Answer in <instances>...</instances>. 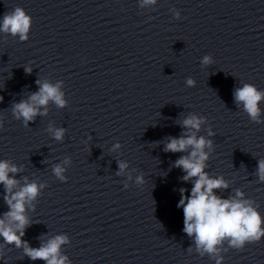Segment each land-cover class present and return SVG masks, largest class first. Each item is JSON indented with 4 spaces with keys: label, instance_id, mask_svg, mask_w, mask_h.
<instances>
[{
    "label": "clouds",
    "instance_id": "clouds-1",
    "mask_svg": "<svg viewBox=\"0 0 264 264\" xmlns=\"http://www.w3.org/2000/svg\"><path fill=\"white\" fill-rule=\"evenodd\" d=\"M145 3H155V0H145ZM31 22V16L23 8L16 7L14 11L4 14L0 23V32L19 35L21 40H26ZM209 60L210 57L205 56L203 63L207 64ZM25 71L30 73L32 69L26 68ZM36 83L39 85V91L13 106L17 119L23 118L26 126L41 114L40 107L46 106L49 101H53L59 107L65 104L60 84L41 83L40 80ZM187 84L192 86L194 81L189 78ZM262 99L264 92L257 90L253 85L246 84L235 91L236 102L244 105L245 111L253 120H257L260 115L258 105ZM202 122V118L195 115L185 118L182 127L186 131L179 138L169 137L164 145L165 152H188L187 155L177 159L174 166L186 173L182 178L184 181L195 178L190 195L186 194L187 189H180L181 198L177 207L183 208V230L188 236H194L198 249L202 248L207 253H214L216 246L225 239L229 240L231 246L242 249L246 243L258 242L264 238V219L249 201L242 198H221L214 192L216 189L227 188L228 184L222 177L212 178L205 171V161L208 159L205 149L211 148L212 141L197 136ZM54 136L57 140H61L64 129H56ZM126 167L125 163L119 164L121 171ZM63 171L60 166L54 168L55 174L61 179H64ZM16 172L18 169L15 166L7 161H0V184L5 186L4 199L9 207L4 218L0 219V237L8 244L23 247L25 254L31 260H44L46 264H66L67 257L60 254L61 245L67 242L66 236L58 235L51 238L39 248H31L22 240L23 230L30 223L24 214L25 205L37 197L42 186L34 182L25 183L19 191L14 192L13 189L18 181L9 173ZM257 174L260 180L264 181V160L258 162ZM236 196L242 197V194L237 192Z\"/></svg>",
    "mask_w": 264,
    "mask_h": 264
}]
</instances>
